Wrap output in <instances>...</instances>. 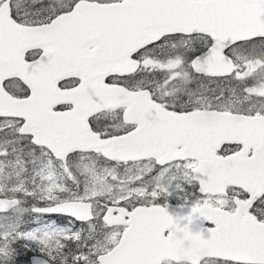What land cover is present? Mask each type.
<instances>
[{"label": "snow or ice", "instance_id": "1", "mask_svg": "<svg viewBox=\"0 0 264 264\" xmlns=\"http://www.w3.org/2000/svg\"><path fill=\"white\" fill-rule=\"evenodd\" d=\"M0 264H264V0H0Z\"/></svg>", "mask_w": 264, "mask_h": 264}]
</instances>
